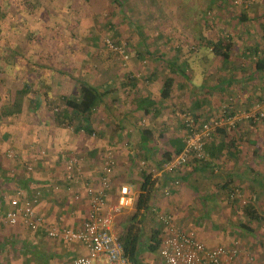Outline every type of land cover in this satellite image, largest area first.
<instances>
[{
  "label": "crops",
  "instance_id": "obj_1",
  "mask_svg": "<svg viewBox=\"0 0 264 264\" xmlns=\"http://www.w3.org/2000/svg\"><path fill=\"white\" fill-rule=\"evenodd\" d=\"M240 6L236 20L253 24L247 32L261 34L259 39L264 40V0L243 1ZM252 44L242 50L229 47L226 63L218 59L219 64L210 69L217 72L214 81H210V90L205 74L201 73L202 79L196 85L189 83L192 71L187 64L179 63V49L162 69L156 64L149 70L144 67L139 78L135 74L128 79L126 75L110 78V96L102 98L89 120L76 124L73 136L57 142L56 135L49 133L41 155H33V142L26 141L24 148L13 150L14 159L4 158L8 163L0 166V216L19 186L28 194L39 193L35 211L50 227L79 229L90 210L85 189L98 186L104 160L110 154L112 174L106 202L116 204L121 189H126L132 200L115 217V226L121 215L133 209L142 179L149 176L155 183L151 208L170 214L181 231L192 233L208 248L235 249L237 261L252 259L254 264H264V121L254 124L242 120L232 137H212L206 145L208 162L184 167L174 187L172 179L161 172L165 160L182 146V111L202 122L219 112L225 95L233 96L236 86L244 91L234 102L240 109L261 99L257 95L258 81L264 75L255 69V57L251 58L253 62L242 65L253 50L258 56L264 55L259 41ZM231 53L237 56L235 60ZM208 57L203 60L219 58L213 53ZM166 80H170V91L168 97L162 98L160 91ZM101 116L109 119L100 123ZM2 151L6 149L0 146L1 154ZM34 157L37 159L32 162ZM73 157L79 161L69 181L65 172ZM25 162L32 167L28 176L23 173ZM165 188L171 189L168 197L162 194ZM232 188L239 192L234 200L229 199ZM75 194L78 200H74ZM85 255L86 250L79 243L65 244L50 239L41 229L30 231L20 224L0 222V264H67Z\"/></svg>",
  "mask_w": 264,
  "mask_h": 264
},
{
  "label": "rangeland",
  "instance_id": "obj_2",
  "mask_svg": "<svg viewBox=\"0 0 264 264\" xmlns=\"http://www.w3.org/2000/svg\"><path fill=\"white\" fill-rule=\"evenodd\" d=\"M17 1H27L33 7L26 11L25 24L17 26L15 18L5 13L12 19V28L6 30L1 20L5 30H0V146L6 151L0 153V166L7 165L4 158L12 160L7 152L24 148L26 141L33 142V155H39L47 144V134H55L57 142L73 136L76 124L57 122L56 117L63 110V99L76 93V79L110 96V78L126 75L128 79L134 74L139 78L144 67L149 70L156 64L162 69L179 49V63L187 64L192 71L189 83L196 85L205 74L210 90V81L217 74L210 69L221 59H209L211 46L207 42L221 40L231 49L242 50L259 41V50L264 48L261 34L247 32L253 24L236 20L241 2L248 0H10L11 7ZM71 3L76 6L75 12L68 15L64 9ZM48 4L64 19L62 27L56 22L58 34H44L39 27L55 23L41 13L43 7L50 8ZM29 26L31 32L36 28L34 34L27 31ZM65 30L71 34H65ZM204 56L209 60L204 61ZM230 56L234 60L237 57L234 53ZM251 58H245L242 65ZM38 64L49 66L50 72L40 70ZM106 82L109 85L104 86ZM258 86L261 99L244 110L234 105L241 97L239 92H244L237 86L233 96L225 95L222 100L221 106L240 118L255 114L253 119L239 118L236 126L242 120L254 124L264 121V78L259 79ZM107 119L102 117L100 123ZM235 130L228 136L232 137ZM158 263L159 257L142 262Z\"/></svg>",
  "mask_w": 264,
  "mask_h": 264
},
{
  "label": "built area",
  "instance_id": "obj_3",
  "mask_svg": "<svg viewBox=\"0 0 264 264\" xmlns=\"http://www.w3.org/2000/svg\"><path fill=\"white\" fill-rule=\"evenodd\" d=\"M255 115V114H254ZM252 114L242 115L241 118H255ZM262 117V114H260ZM240 116L230 112L228 107L221 106L220 111L213 117L197 123L190 112L181 115L183 124V148L162 164L161 172L172 179V187L178 184V171L188 163L202 166L208 162L209 157L205 152V146L219 130L227 133L235 130ZM240 118V119H241ZM91 136H94L92 133ZM42 154V153H41ZM39 154V155H41ZM8 158L14 159L16 155L12 151L7 152ZM37 157L32 159L35 161ZM79 158L73 157L68 160L65 179L71 181V176L78 166ZM141 168H145L143 162ZM23 173L28 176L32 172L31 164L22 165ZM112 163L110 154L106 155L98 186H88L85 194L89 199V214L79 229H57L50 227L46 219L38 215L35 206L39 200V193L28 192L22 187H16L11 197L8 198V209L0 216V222L8 225L20 224L30 231L41 229L47 237L60 240L65 244L79 243L85 250L86 255L77 257L67 264H134L125 259L121 247L116 239L114 220L124 208L131 205V196L126 189H121V197L116 204L108 205L106 202L107 191L110 187ZM164 197L171 194L170 188L162 189ZM229 199L234 200L239 196L237 189H231ZM74 200L79 196L75 194ZM156 222L164 228L161 246L158 250V264H254L252 259L245 262L235 260V249L216 247L208 248L197 241L192 233L181 231L173 222L170 214L151 209ZM222 260L225 262L222 263Z\"/></svg>",
  "mask_w": 264,
  "mask_h": 264
},
{
  "label": "trees",
  "instance_id": "obj_4",
  "mask_svg": "<svg viewBox=\"0 0 264 264\" xmlns=\"http://www.w3.org/2000/svg\"><path fill=\"white\" fill-rule=\"evenodd\" d=\"M17 2H15L17 3L16 5L12 4L11 7L10 0H0V30H5V27L6 30L12 28V24H10V21H12V19H9V17L5 15V13L15 18L17 26L26 23V11L28 12V10H30L33 6L27 1L22 2L23 6L19 1ZM113 2L116 3V0H112V3ZM25 3L27 4L25 5ZM48 6L50 7L49 4ZM75 7L73 6V3H71L66 5L64 10L66 11V14L71 15L73 12H75ZM43 9H45V11L41 13H44L45 17L48 19L49 17L54 19L53 21H55V23L53 24L51 22L41 24V26H39L41 27V32L44 31V34H58V32H55L56 30H58L55 26L56 22L59 25L61 23V25L58 27H62L63 23L61 22V20L64 21V19L59 16L57 10L52 8V6L50 8L43 7ZM1 20L4 21L5 27L1 24ZM27 31L34 34L36 28H34L33 32H31L32 28L29 26L27 27ZM65 31V34H71L70 32L68 33L67 30ZM207 46H211V53H213L216 57H219L223 61V63H226L228 61V45L224 44L221 40H218L214 43L207 42ZM249 54L250 56L255 57V62H253L255 69L259 73L264 75V55L257 57V51L255 50H253ZM24 61L25 63H28L27 59H24ZM37 67L43 71L50 72L51 70L49 66H43L41 64H38ZM39 73L41 72L39 71ZM38 81H40V79ZM75 82L77 84L76 93L72 97L63 99V110L60 112V114L57 115V122L65 121L67 124H79L83 120H89L91 114L95 110V107L102 101V98L107 95V92L100 91L99 88L90 83H87L86 81L76 79ZM169 91L170 80H166L160 91V97H168ZM30 95H32V93H30ZM194 119L197 123H200L198 122L199 120L196 116H194ZM78 129L79 128L76 127V131ZM86 131L89 134L91 133L88 131V129ZM219 134H221L222 136H228L227 132H225L224 130H219L216 133V135ZM216 135L212 137H215ZM182 148L183 140L181 148L178 149L175 154H178L182 150ZM206 148L207 147L205 146V152L209 157L210 153L207 152ZM168 159L169 158H167L165 161H168ZM189 164L194 163H188L184 167L188 166ZM184 167H182L178 171L177 177L181 174ZM154 186L155 183L153 181H150L149 176L143 177L138 193L134 200L133 209L130 212L121 215L119 222L115 226L116 239L121 247L122 255L125 259L134 264H142V262L146 259L154 257L156 259L159 257L158 250L161 246L164 228L158 222H156L155 217L151 212L152 208L150 206V202L152 199Z\"/></svg>",
  "mask_w": 264,
  "mask_h": 264
}]
</instances>
